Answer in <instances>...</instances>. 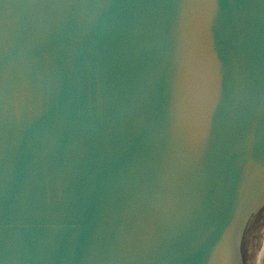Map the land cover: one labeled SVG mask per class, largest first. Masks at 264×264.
Listing matches in <instances>:
<instances>
[{"label": "water", "instance_id": "water-1", "mask_svg": "<svg viewBox=\"0 0 264 264\" xmlns=\"http://www.w3.org/2000/svg\"><path fill=\"white\" fill-rule=\"evenodd\" d=\"M263 242L264 0H0V264Z\"/></svg>", "mask_w": 264, "mask_h": 264}, {"label": "bare ground", "instance_id": "bare-ground-1", "mask_svg": "<svg viewBox=\"0 0 264 264\" xmlns=\"http://www.w3.org/2000/svg\"><path fill=\"white\" fill-rule=\"evenodd\" d=\"M263 258H264V242L262 243L261 248H260V253L258 256V263L257 264H261Z\"/></svg>", "mask_w": 264, "mask_h": 264}, {"label": "rangeland", "instance_id": "rangeland-1", "mask_svg": "<svg viewBox=\"0 0 264 264\" xmlns=\"http://www.w3.org/2000/svg\"><path fill=\"white\" fill-rule=\"evenodd\" d=\"M264 264V263H263Z\"/></svg>", "mask_w": 264, "mask_h": 264}]
</instances>
